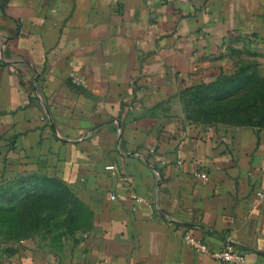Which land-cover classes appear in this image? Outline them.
<instances>
[{
    "label": "crops",
    "instance_id": "obj_1",
    "mask_svg": "<svg viewBox=\"0 0 264 264\" xmlns=\"http://www.w3.org/2000/svg\"><path fill=\"white\" fill-rule=\"evenodd\" d=\"M261 56L264 0H0V186L55 179L87 214L61 247L0 243V264H218L184 233L264 264V130L183 102Z\"/></svg>",
    "mask_w": 264,
    "mask_h": 264
},
{
    "label": "rangeland",
    "instance_id": "obj_2",
    "mask_svg": "<svg viewBox=\"0 0 264 264\" xmlns=\"http://www.w3.org/2000/svg\"><path fill=\"white\" fill-rule=\"evenodd\" d=\"M241 65L251 67L247 72L253 73L252 78L243 81L250 86L246 83L238 92L236 86L217 93L216 87L208 94L194 92L187 101L188 116L194 123L238 129L245 127L252 117L264 115V56ZM28 188L32 190V186ZM42 197L40 191H23L18 184L0 186L1 244L37 239L50 248L61 247L87 225V214L80 212L78 205L64 204L69 200L61 203L53 197Z\"/></svg>",
    "mask_w": 264,
    "mask_h": 264
},
{
    "label": "trees",
    "instance_id": "obj_3",
    "mask_svg": "<svg viewBox=\"0 0 264 264\" xmlns=\"http://www.w3.org/2000/svg\"><path fill=\"white\" fill-rule=\"evenodd\" d=\"M251 67L248 66H243V65H239V67L230 75H221L218 78H215L211 81L205 82L200 86H196L193 87L189 90H187L184 93V98H183V102H184V107H185V111H186V116L189 120L193 121L191 117H189V113H188V100L191 97V95L194 92H204L208 94V92H212L214 91L215 87H216V92H223L224 90L226 91V88L229 87H234L236 88V92L240 91L241 89L245 88L247 85L248 87L250 86L249 82H246L247 85H245L246 83L243 82L245 80H247L248 78H252V74H248V70H250ZM248 77V78H247ZM221 87V88H220ZM251 116V115H250ZM216 126V125H214ZM245 127H254V128H258V129H262V127H264V115H260V116H256V117H252L251 121L246 122V126ZM13 185L18 184L21 190H28V191H40V194H42V198H55L57 199L59 202H64L65 200H69L68 202H64V204L66 205H78L80 212L81 210L86 213L82 207L78 204L76 197L73 195V193L71 192V190L64 185L62 182L55 180V179H51V178H42V177H25V178H21L17 181H13L12 183ZM32 186V190H30V188ZM34 194V193H33ZM77 216V215H75Z\"/></svg>",
    "mask_w": 264,
    "mask_h": 264
},
{
    "label": "built area",
    "instance_id": "obj_4",
    "mask_svg": "<svg viewBox=\"0 0 264 264\" xmlns=\"http://www.w3.org/2000/svg\"><path fill=\"white\" fill-rule=\"evenodd\" d=\"M191 1L193 0H146V3L148 6H152L154 3L157 2H165L178 5L187 4ZM71 77L72 83L75 85H80L84 83L82 79L76 77L75 75H72ZM178 166H182V161H178ZM194 177L202 181L209 180V175L206 173L197 172L194 174ZM259 196L262 198L263 194H260ZM113 199L115 198L113 197ZM140 201L142 202L143 200ZM182 240L184 245L209 255L211 258L217 261L218 264H245V254L239 251L238 247L233 243L227 244L223 249L220 250H211L203 240L198 239L190 233H184Z\"/></svg>",
    "mask_w": 264,
    "mask_h": 264
}]
</instances>
